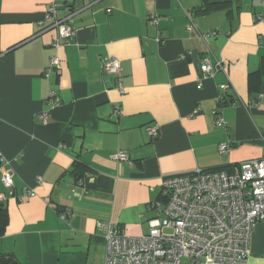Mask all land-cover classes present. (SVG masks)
<instances>
[{
  "label": "crops",
  "instance_id": "0c3cea01",
  "mask_svg": "<svg viewBox=\"0 0 264 264\" xmlns=\"http://www.w3.org/2000/svg\"><path fill=\"white\" fill-rule=\"evenodd\" d=\"M50 2L0 0V175L13 182L12 194L0 182V253L17 264H104L99 224L148 232L147 204L164 177L264 157V3L57 0L56 18L74 30L64 42L45 20ZM107 55L119 61L116 75L102 69ZM203 57L225 68L203 75ZM255 72L259 90L249 84ZM220 94L233 101L220 104ZM117 151L128 159H113ZM248 252L246 264H264V219Z\"/></svg>",
  "mask_w": 264,
  "mask_h": 264
},
{
  "label": "built area",
  "instance_id": "2783aa9c",
  "mask_svg": "<svg viewBox=\"0 0 264 264\" xmlns=\"http://www.w3.org/2000/svg\"><path fill=\"white\" fill-rule=\"evenodd\" d=\"M57 8V0H51L45 20L61 40L68 42L74 30L56 18ZM149 19L151 23L157 22L155 15ZM256 19L264 22V10L257 13ZM192 28L190 23L188 29ZM217 33L214 30L200 36L205 40ZM55 66L58 59L53 56L45 75ZM101 66L114 75L120 68L113 55L103 57ZM224 68L225 62L220 59L211 62L203 57L200 63L203 75H213ZM229 87V82L219 85L222 92ZM118 88L123 91L120 85ZM49 97L52 105L58 104L55 90ZM114 113H118V108ZM216 123L221 125L225 121L218 117ZM146 131L155 137L158 127H148ZM227 147V143H222L219 151L224 152ZM112 158L128 159L123 151L115 152ZM0 182L12 194L10 173L3 171ZM23 194L32 196L34 192L24 189ZM147 211L151 213L147 217L149 230L143 234L128 235L116 225L99 224L105 232L104 264H182L184 260L190 264H246L250 234L264 219V157L245 160L231 171L198 169L166 176L158 196L147 204ZM65 215L60 213L61 218Z\"/></svg>",
  "mask_w": 264,
  "mask_h": 264
},
{
  "label": "trees",
  "instance_id": "16d2710c",
  "mask_svg": "<svg viewBox=\"0 0 264 264\" xmlns=\"http://www.w3.org/2000/svg\"><path fill=\"white\" fill-rule=\"evenodd\" d=\"M257 74H258V72L249 74V84L253 88H256L254 90H259L261 87V86L260 87L258 86V84L261 85V81L257 78ZM256 86H258V87H256ZM230 97L231 96L229 94L222 95V97L220 98V100H222V102H220V104L225 105L230 101L232 102L233 99ZM206 170H223V169L222 168H213V169H206ZM0 205H1L0 206V237H1L4 234L5 228H6L7 223H8V214H7L6 208H4L2 204H0ZM12 261H15V260L11 254L0 253V264H9Z\"/></svg>",
  "mask_w": 264,
  "mask_h": 264
},
{
  "label": "water",
  "instance_id": "95a60500",
  "mask_svg": "<svg viewBox=\"0 0 264 264\" xmlns=\"http://www.w3.org/2000/svg\"><path fill=\"white\" fill-rule=\"evenodd\" d=\"M1 206V205H0ZM9 264H17L15 261L10 262Z\"/></svg>",
  "mask_w": 264,
  "mask_h": 264
}]
</instances>
